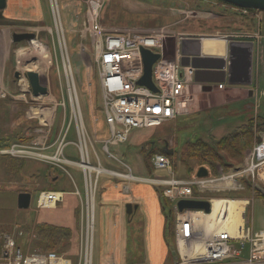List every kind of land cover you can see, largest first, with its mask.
I'll return each mask as SVG.
<instances>
[{
	"label": "crops",
	"instance_id": "0c3cea01",
	"mask_svg": "<svg viewBox=\"0 0 264 264\" xmlns=\"http://www.w3.org/2000/svg\"><path fill=\"white\" fill-rule=\"evenodd\" d=\"M12 2L11 0H6L3 16L8 20L17 21V23L11 25L0 24V44H2L3 51L1 74L4 77L1 91L11 94H7L4 97L0 96V116L4 120V124L9 122L10 117L13 118L14 116L16 124L13 126L12 122L10 123V128L5 125L1 129L2 135L0 140L10 138L11 141H1L0 143L10 146L13 143H26L27 141L28 143H35L37 148H41L42 152L48 153L53 150V146L50 147V145L54 142L53 140H55L59 130L62 129L66 113L70 115L69 106L67 101H65L67 99V92L64 80L54 65L51 68L46 66L40 74V80L42 79V84L47 87V93L33 95L30 91L25 92V90L21 91L18 89L17 81L12 78L11 73L13 69L23 70L20 66L21 59L23 55H29L27 49H29L30 45H34L32 42L22 41L24 46L21 45L22 42L16 44L17 46L15 45L16 47L14 46L12 49L14 59L12 58L10 64L4 61L11 49V33L23 27H31L30 31L35 33L36 39L46 42V44L40 42L41 47L45 51L50 50L49 52H51L52 50L53 52V41L56 39L55 24L52 14L50 16L48 14L49 11L46 13L43 10L42 0H19L18 6L26 9L20 13L16 10L12 11ZM137 2H139L140 6L150 8V10L143 8L146 12H139L136 16L138 19L147 18L148 22L144 26L149 27L150 25H159L162 19H165V21L160 25H175L177 27V24L183 22L186 18L181 13L186 15V11H193L196 14L193 17H197L200 24L194 28L191 27V29L176 31L185 37L183 39L184 42H181L183 52L189 53L199 47L200 54L205 58L200 63V67L195 75V68L189 66L193 69L192 80L186 86L185 93L190 95L192 100L189 102L187 112L165 122L163 128L160 130H150L147 138H142L141 142H148L152 149H168V153L170 154L175 149L166 148V142H174V147H180L186 142H195L197 140L217 142L249 121H253L258 117L264 118V103L261 104L264 89H260L259 87V79L262 77L261 72L264 67L262 61L264 58V34H261L259 31V14H243L238 8L205 0H154V2L137 0ZM198 3L203 4L204 7L202 8L204 10L195 9ZM151 14H153V17L149 18ZM239 15H242L244 18L239 19ZM170 19H172V22L169 21ZM136 23L139 24V22ZM232 24L235 27H232ZM231 42H238V45H236L237 49L230 56L229 44ZM229 57L232 58V63H237L236 70L232 72H229ZM81 66L89 86L91 81H93L92 71L88 70L90 67L86 63H83ZM221 72H223V75ZM229 81L232 83H229ZM18 90L20 93H17ZM54 90H58L59 97L55 96ZM62 103L64 106L61 105ZM59 110L61 111L62 118L61 127L54 133L56 114ZM231 116H237L240 119L239 124L236 125L232 132L226 133L219 138H210L209 136L208 138L210 139L204 138V135L200 133V125H205L206 128L212 125V127L216 128L217 125L222 124L226 118ZM95 125L93 137H89V139L92 144H101L102 140L109 135V128L104 121V116L98 119ZM41 131L45 133L42 134ZM68 132L69 130L67 134ZM260 132L257 131L254 135L256 137L258 135L259 137ZM73 134L76 139L74 129ZM41 137H46L45 141L40 139ZM70 144L68 143L66 146ZM65 148L64 155L69 160L76 161L71 158L69 151H65ZM73 148L77 154L76 148L74 146ZM35 161L40 162L43 169L41 173L35 171L31 175V179L37 178V180L43 179L44 181V187L39 190L35 189V191L38 193L43 190L52 189L63 193L62 201L58 203L60 204L59 208L63 212V216L68 217L69 215L73 219V223L72 225L67 223H57L54 225H65V227L69 228L74 227L76 236H78L74 241L78 240L79 244L80 218L78 195L81 192L71 175L67 172L69 174L68 178L65 173L66 170L63 171L39 160ZM69 165H73L76 171H80L83 184L80 168L74 164ZM103 167L117 170L118 172L125 171L124 169H117L110 164ZM183 172H186L185 168ZM130 173L134 177L132 180H125L107 173H103L98 177V192L94 205L96 218V259L98 260V264H163L169 256L170 248L164 237L165 212L161 206L160 189L147 181L148 176L141 173H133L131 169ZM177 178L186 179L181 176ZM194 190L197 196L202 197H204V193L212 192L211 190H202V188L200 190L196 187ZM28 192L31 194L30 191ZM76 192H78V195ZM128 203L132 206L129 213L126 212L125 207ZM58 204L52 208L39 209L35 207L37 210H51L58 208ZM243 205L244 203L242 204V209ZM242 215L241 225L242 221L245 223L247 219L244 212ZM42 222L44 221L34 222L32 228ZM248 222L250 223L249 220ZM131 228L138 230L136 237L133 236ZM128 236H132L130 244L134 245L138 243L139 247L145 251V254H142L143 257L132 260L125 259V256L129 253L126 247L129 241ZM64 252L70 256L71 254L77 255L78 249L70 248L69 251L64 250L62 252V254L68 256Z\"/></svg>",
	"mask_w": 264,
	"mask_h": 264
},
{
	"label": "built area",
	"instance_id": "2783aa9c",
	"mask_svg": "<svg viewBox=\"0 0 264 264\" xmlns=\"http://www.w3.org/2000/svg\"><path fill=\"white\" fill-rule=\"evenodd\" d=\"M102 4L103 0H85L86 16L82 21L81 33L88 34L94 53L104 121L109 128L108 137L101 142L102 148L113 157L109 151L110 146L125 142L132 129L157 126L187 112L192 98L185 93V88L192 80L193 69L181 64L180 43L183 34L170 29L135 28L117 31L108 28L100 22ZM49 6L55 24L57 48L67 92L69 121L59 141L50 145L53 146L50 153L42 152L35 143H15L7 149L0 150V153L19 158H34L60 169H64L67 164H74L80 168L83 195L80 199L79 252L75 261L61 253L51 251L25 253L10 233L0 230V264H92L95 233L93 201L98 176L107 173L125 180L134 178L124 163L128 170L118 172L102 167L96 153H94L96 162L91 161L88 147L92 146V143L83 123L65 42L64 48L60 43V32L63 36V28L57 1L49 0ZM189 13L192 11L186 12ZM141 48L158 54L151 68V78L156 91L137 83L143 75ZM55 64L58 70L56 56ZM22 80H25L23 76L18 83ZM70 125H73L76 134L75 142L64 141ZM68 143L76 148L77 161L69 160L64 155V148ZM151 162L155 170H165L167 176L148 178L147 181L163 186L162 195L173 202L197 198L194 196L193 187L200 189L210 181L196 177L186 180L175 178L170 159L161 153L153 154ZM229 176L250 177L252 181L256 179L264 184V131L252 145L243 165ZM61 199L62 192L42 191L37 196L36 205L39 208H49ZM174 208L176 210V206ZM208 213L216 216L218 220L210 243L201 240V234H198L202 229L198 219ZM208 213L202 210L181 212L176 210L173 229L174 264H264V230H254L250 225L242 223L240 234H233L226 221L228 211L224 208L214 210L211 199Z\"/></svg>",
	"mask_w": 264,
	"mask_h": 264
},
{
	"label": "rangeland",
	"instance_id": "374dc122",
	"mask_svg": "<svg viewBox=\"0 0 264 264\" xmlns=\"http://www.w3.org/2000/svg\"><path fill=\"white\" fill-rule=\"evenodd\" d=\"M13 1V7L12 11L16 10L18 13L25 11L26 9L21 8L18 6L19 0H11ZM15 1V3H14ZM57 1V7L60 13V20L62 23V35L60 32V43L62 45V48H64V42L65 46L68 52L69 57V63L72 70V73L74 75L75 83H76V89H77V95L78 100L80 103L83 123L87 132L88 137H93V128L96 126V121L98 119H101L103 116V109H102V101L100 97V86H99V80H98V74H97V66L94 63V53L90 45V40L88 37V34L81 33V30L83 28V22L85 20V0H56ZM147 1V0H142ZM149 1V0H148ZM154 2L153 0H151ZM137 0H103L102 8H101V22L103 25L107 26L108 28L115 29V30H132L135 28L138 29H146V30H152V29H165V30H182V29H191L196 27L199 23V19L196 16L195 13H189L186 15H181L184 17L186 16L185 20L183 22H179L177 24V27L175 25L173 26H162L160 24L165 21V19H162L160 21L159 25H150L144 26L147 24L148 19L143 17L138 19L136 16L139 14V12H146L144 9L150 10L145 6H140L138 4ZM138 4V5H137ZM42 6L43 10L48 13L51 16V9L49 6V0H42ZM203 7V4L198 3L197 7L195 9H199L198 7ZM152 10V9H151ZM255 13V12H254ZM261 16L259 12H256ZM181 16V17H182ZM153 14L149 15V18H152ZM182 17V18H183ZM239 19H243L244 17L242 15L238 16ZM169 21L172 22V19ZM242 21V20H239ZM136 22H139L136 23ZM24 23V22H23ZM21 23V25H23ZM167 23V22H166ZM27 24V23H25ZM35 24V23H34ZM151 24V23H149ZM53 26V24H52ZM232 27H235L234 24H232ZM30 30L31 27H23L19 30ZM18 30V31H19ZM39 45L37 43H34V45H30L29 49H27L29 55H23L21 59L20 66L24 71L25 69L28 70H40L42 73V70L49 66L51 68L53 66V62L56 60L58 61L59 67L61 69L60 65V55L59 50L57 48V41L54 39V45H55V54L52 52L45 51L42 45L40 44H46L44 40H38ZM20 44V43H19ZM2 44H0V80H1V72L3 67V51H2ZM22 46H24V43H21ZM17 46V45H16ZM15 46V47H16ZM65 61L66 58L64 57ZM263 65H264V58H263ZM52 63V65H50ZM87 64L90 69L89 71H92V79L90 85L88 86L86 77L84 75V72L82 70V64ZM261 76L259 79V87L260 89H264V67L261 72ZM42 81V79H41ZM4 81L1 80L0 82V90L1 85ZM20 89L27 90V82L26 80H22L19 82ZM56 86V85H55ZM91 88V89H90ZM53 93L56 97H59L58 90H54ZM28 100V99H27ZM264 103V96L261 100V104ZM60 106V105H59ZM62 107V106H61ZM60 108V107H59ZM18 110V109H17ZM61 111H57L56 114V120L54 125V133L61 127ZM21 117V116H19ZM92 117V118H91ZM15 117H10L9 122L4 124V120H2L0 116V137H1V129L4 128L6 125L7 127H11L10 123L13 122V126L15 123ZM239 118L236 117H228L226 118L222 124H219L216 126V128L212 127V125L209 128H206L205 125H200V133L204 135V138L210 139V138H219L220 136L230 133L234 130L236 125L239 124ZM69 121V115L66 113V116L63 121L62 129L59 130L54 142L59 141L60 136L63 135L65 132V127ZM9 123V124H8ZM164 124V123H163ZM163 124L158 126L150 127L149 129L139 128V129H132L129 132V136L127 141L118 144L117 146H110V152L113 155V157L109 156V154L102 148V144L100 143H93L92 146L89 145V155L91 158V161L94 163V153L97 154L99 161L101 165H107L110 164L113 167L117 169H126L123 163L127 165L133 173H141L143 175H146L148 177H155V176H167V173L165 170H155L152 162L150 160V155L152 154V151H156V149H152L150 144L148 142H141L142 138H147V134L150 130L155 129H162ZM41 133H45L44 131H41ZM210 136V138H208ZM258 136V135H257ZM25 139V138H24ZM45 141L46 137L40 138ZM2 142H9L11 141L10 138H4L0 140ZM66 142H75V137L73 134V125L69 127V132L65 138ZM27 142V141H26ZM36 142V141H35ZM209 144H212L213 142H208ZM72 144L66 146L65 151H69L70 156L72 159L77 160L78 156L73 148L71 146ZM185 144H183L184 146ZM183 146L180 147H174V142H166L165 147L170 149H175L173 153H170L171 157L170 160L172 162V166L174 169V176L176 177H184V178H192L193 175H195L196 169L199 167L193 166L191 173L190 172H183L184 166L179 161L180 157V151L183 148ZM251 148L248 147L247 149L242 151V160L237 165H234L229 169L228 172H224L219 166L217 167V175H209L206 177L207 180L213 179V178H221L219 180H213L208 181L205 183L201 188L202 190L206 191H212L204 193V197H216V199H224V200H243L244 205L242 209V213L244 212L247 216V219L251 223V227L254 230L264 229V186L257 183V180L254 181L249 180L251 186L253 189H255V192L253 190L247 191L244 189L242 180H248L245 177L242 176H233L230 177L229 175L231 173H234L236 168L240 165H243L245 158L248 155V152ZM148 150V151H147ZM95 151V152H94ZM168 153V149L164 150ZM6 155L1 156L0 155V229L3 231H6L12 235L14 240L16 241L17 245L21 248L23 252H27L33 249L34 241L32 240L34 237L35 232H32V225L34 222L44 221L52 224H62L67 223L69 225H72L73 219L68 215V217L63 216V212L59 208L60 204H58V208L51 209V210H37L35 207V200L37 196V191L35 189H41L43 188L44 181L43 179L37 180V178H34V180L31 179V175L35 173V171H38L41 173L42 171V164L40 162H37L35 160H26L24 163V166L16 171L15 165L11 168L10 171H6V165H5V157ZM28 159V158H26ZM42 162V161H41ZM45 164H49L44 162ZM51 165V164H49ZM45 166V165H44ZM203 166V165H200ZM55 167V166H53ZM206 167V166H204ZM46 168V167H45ZM66 175L69 178V174L73 178L74 182L76 183V186L78 187L79 191L83 192L82 190V178L80 175V171H76L73 167V165H66ZM67 172L69 174H67ZM210 172V171H209ZM35 175V174H34ZM65 175V177H66ZM38 177V176H37ZM67 178V177H66ZM46 183V182H45ZM99 182H97L98 185ZM152 184V183H151ZM154 185V184H153ZM156 185V184H155ZM98 189V186H97ZM31 192V202L30 205L27 208H19L17 206V195L19 192L22 191H28ZM201 190V189H200ZM96 193L94 194V205L96 202ZM257 192V197L256 195ZM66 201V200H65ZM95 207V206H94ZM250 218V219H249ZM246 219V220H247ZM65 226V225H64ZM95 233H94V240H93V264H98V260L96 259V218H95ZM69 228V227H68ZM68 230V238L69 242L66 244V247L64 248L65 251H69L70 248H79V244H75L74 239L78 238L76 236V230L75 228H69ZM78 230V228H77ZM133 232V236H137L138 230L135 228L130 229ZM170 230L172 231V225ZM76 236V237H75ZM132 236H128V244H127V250L129 253L125 256V259L132 260V259H139L143 257L145 254V251L139 247V244L136 243L134 245L130 244V239ZM172 242V240L170 241ZM168 243V242H167ZM37 247V246H36ZM42 248L37 247V249H34L33 251H41ZM63 252V251H62ZM66 255L68 253L64 252ZM78 254V253H77ZM143 254V255H142ZM68 257L73 258V260L76 259L77 255H68ZM173 258L169 255L166 262L163 264H172Z\"/></svg>",
	"mask_w": 264,
	"mask_h": 264
},
{
	"label": "trees",
	"instance_id": "16d2710c",
	"mask_svg": "<svg viewBox=\"0 0 264 264\" xmlns=\"http://www.w3.org/2000/svg\"><path fill=\"white\" fill-rule=\"evenodd\" d=\"M148 1V0H147ZM154 1V0H153ZM209 2H215L217 4L227 5L230 7H236L234 5H230L227 3H223L216 0H205ZM148 2H152L149 0ZM204 7V6H203ZM201 10H204L201 6L198 7ZM198 9V10H199ZM102 11V10H101ZM249 12H259L261 14L259 19V31L261 34H264V12L259 10L248 9ZM100 14V21H101ZM101 22H105L104 20ZM17 23L15 20H8L4 17L0 18V24H13ZM264 130V118H256L255 120L249 121L247 124L242 125L237 130L232 133L222 137L217 142H213L209 144L208 142L197 140L195 142H186L183 148L180 151V162L186 169V172L192 171L193 166H206L210 171V174L213 176L217 175V167L219 166L224 172H228L231 167L237 165L242 160V151L251 147L254 142L257 141L258 136L256 137L254 134L257 131ZM1 142V141H0ZM8 144L0 143V148L7 146ZM156 152L165 153L169 157L171 155L165 152L163 149L158 148ZM155 151H152V154ZM151 154V155H152ZM150 155V157H151ZM5 165L6 171H10L14 166L16 171L20 170L25 163V159H16L10 156H5ZM13 167V168H14ZM248 180H242V184L245 190L255 192V189L251 186L249 180L250 178H246ZM257 197V192L254 197ZM161 206L163 211L165 212V227H164V237L169 245V255L174 258L175 253L173 245V230L171 231V225L173 229V219L174 212L172 204L161 197ZM68 227L58 226L50 223H39L36 224L32 228V232L34 231V246L31 251L37 249V247L42 248L41 251H53V252H62L66 247L70 237L68 238ZM172 240V242H170ZM78 240L75 241L77 244ZM37 246V247H36Z\"/></svg>",
	"mask_w": 264,
	"mask_h": 264
},
{
	"label": "water",
	"instance_id": "95a60500",
	"mask_svg": "<svg viewBox=\"0 0 264 264\" xmlns=\"http://www.w3.org/2000/svg\"><path fill=\"white\" fill-rule=\"evenodd\" d=\"M223 3H227L230 5H234L239 8L244 9H253V10H259L264 12V0H216ZM6 7V0H0V16L1 11L4 10ZM35 37V33L33 32H13L11 34V38L13 43L18 42H28L31 39ZM184 40H182V43ZM238 42H231L229 44V55L231 56L232 53L237 49ZM182 58H181V64L184 66H191L195 68L194 75L197 73L198 68L200 67V63L204 61V56L200 54V49L197 47L195 50L189 53H185L182 51ZM140 54L143 62V75L141 78L137 81L138 84L144 85L151 89L152 91H156V88L152 82L151 78V68L152 64L155 62V60L158 58V54L152 53L150 50L141 48ZM232 58L229 57V72L235 71L237 67V63H232ZM239 64V63H238ZM224 66V62H223ZM222 66V68H223ZM221 68V69H222ZM223 75V72H221ZM19 72L14 73V77L18 78ZM25 77L27 80V83L29 85L30 91L33 95H41L47 93V87L40 82V77L37 71L33 70H27L25 72ZM229 83H232L229 81ZM208 175V170L204 166L198 167L196 170L195 176L198 178L206 177ZM31 200V194L29 192H19L17 195V206L19 208H27L30 204ZM209 201L204 199H181L178 200L176 203V207L178 211H182L184 209L188 210H203L205 213H207L210 209L209 207ZM126 212L129 213L132 206L131 204H126Z\"/></svg>",
	"mask_w": 264,
	"mask_h": 264
},
{
	"label": "bare ground",
	"instance_id": "6f19581e",
	"mask_svg": "<svg viewBox=\"0 0 264 264\" xmlns=\"http://www.w3.org/2000/svg\"><path fill=\"white\" fill-rule=\"evenodd\" d=\"M122 69H125L122 67ZM88 182L89 177L87 176ZM90 197V194H89ZM214 210L217 209H226L228 211V217L226 218L228 226L231 228L233 234L239 235L241 232V216H242V200H224V199H213ZM217 217L210 215V213L205 216H201V219H198V222L202 225V229L198 232L201 234V240L207 241L210 243L213 240L214 229L217 224Z\"/></svg>",
	"mask_w": 264,
	"mask_h": 264
},
{
	"label": "flooded vegetation",
	"instance_id": "af4514ba",
	"mask_svg": "<svg viewBox=\"0 0 264 264\" xmlns=\"http://www.w3.org/2000/svg\"><path fill=\"white\" fill-rule=\"evenodd\" d=\"M1 16H0V18H2V17H4L3 16V10L1 11ZM4 25V24H3ZM6 25H11V24H6ZM24 31H26V30H17V31H13V32H17V33H19V32H24ZM12 32V33H13ZM28 32H33V31H28ZM11 33V34H12ZM10 38H11V36H10ZM16 44H18V43H13V41H12V38H11V49L9 50V53H8V55H7V57H6V60L4 61V62H7V64H10L11 63V61H12V58H13V54H12V49H13V47L16 45ZM14 59V58H13ZM19 72V70L18 69H13V71H12V73H11V76H12V78L14 79V80H16L17 81V78H15L14 77V73L15 72ZM19 75H20V72H19ZM19 75H18V77H19ZM1 80L2 81H4V77H3V74H1ZM18 85V84H17ZM18 89H19V87H18ZM17 93H20V91L18 90L17 91ZM7 94H10L9 92H6V91H1L0 90V96L1 97H4V96H6ZM11 95V94H10Z\"/></svg>",
	"mask_w": 264,
	"mask_h": 264
}]
</instances>
